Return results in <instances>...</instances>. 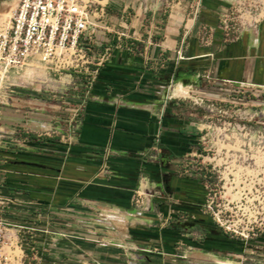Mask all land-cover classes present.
<instances>
[{
    "label": "crops",
    "instance_id": "crops-1",
    "mask_svg": "<svg viewBox=\"0 0 264 264\" xmlns=\"http://www.w3.org/2000/svg\"><path fill=\"white\" fill-rule=\"evenodd\" d=\"M160 1H111L114 25L103 28V35L112 42L87 57L86 85L78 84L76 94L81 102L77 117L69 119L63 135L54 122L46 128L62 135L61 150L46 133L33 141L15 140L16 147L0 146V218L16 232H34L35 264H88V216L107 210L160 243L172 226L178 228L177 240L192 236L194 225L207 226L199 208L208 185L195 151L209 127L203 129L195 119L199 103L209 87L264 88V20L229 37L219 21V3L207 1L197 15L187 19L177 12L163 25L156 22ZM100 9L104 15L101 4ZM171 91L187 94L188 101H177ZM6 119L1 130L9 129ZM15 127L22 135L42 128L28 121ZM33 218L50 224L49 229L24 226ZM57 225L67 237V250H59ZM207 228L199 233L203 240L210 235ZM41 238L49 248L45 256ZM144 255L138 256L141 264L153 257ZM97 258L106 264L137 256L103 253Z\"/></svg>",
    "mask_w": 264,
    "mask_h": 264
},
{
    "label": "rangeland",
    "instance_id": "rangeland-1",
    "mask_svg": "<svg viewBox=\"0 0 264 264\" xmlns=\"http://www.w3.org/2000/svg\"><path fill=\"white\" fill-rule=\"evenodd\" d=\"M18 1L0 0V34L8 27L6 22L11 18ZM111 1L95 0L92 5L93 11H98L100 4L103 5L104 15H95L93 18V24L99 28L95 27L88 33L85 42L90 48L86 54L88 59L101 53L104 47L102 43L112 42V38L103 35V32L107 33L103 28L111 29L114 25ZM207 1L210 4L219 3V21L223 28L226 27L229 37L237 35L242 27L253 26L264 20V0H161L156 22L164 25L168 19L170 21V15L177 12L186 14L189 19L197 15L201 4ZM107 16L111 19L107 20ZM102 37L107 41H102ZM94 66L91 63L89 71ZM86 77L83 70L70 69L54 73L33 62L19 75H11L4 90V98L0 99V127L6 124L3 123V117H6L9 128L0 129V146L9 142L16 147L15 140L46 133L53 143L56 142L55 149L61 150L62 133H67L69 119L72 118V122L75 120L81 103L76 98V94L81 92L78 84L86 85ZM173 94L177 101H188L187 94L171 91ZM201 97L200 111L195 119L201 122L203 129L209 128L201 132L202 142L195 154L196 165L208 185L206 200L199 208L206 218L207 226L194 225L192 236L184 240L175 239L178 228L172 226L171 235H165L168 241L160 243L159 238L152 240L146 233L135 231V227L118 212L107 210L89 215L85 247L90 255L88 264H104L97 258L98 254H122L123 257L124 252L137 256V259H117L106 264H133L135 261L141 264L138 256L142 254L153 256L149 260L151 264H264V88L214 86L213 90L210 87L206 89ZM5 108L12 115L11 118L9 114H1L6 112ZM16 116L20 118L16 119ZM27 121L31 126L40 124L43 130L31 127L22 135V131L15 126ZM53 122L62 135L57 131L54 135L48 132V126L53 127ZM25 223L24 226L33 229L44 225L43 228L48 230L50 226L34 218L25 219ZM58 227L55 228L62 240L59 250H67L63 247L67 237ZM204 227L210 231L206 240L199 237ZM18 231L16 233L24 252L23 264H35L32 249L35 245L34 232L22 228ZM135 232L136 237L133 238ZM41 239L44 242L41 252L45 256L49 248L45 239ZM156 241L160 243L157 246ZM76 246L78 244L73 245V251H78ZM157 253L167 255L159 256Z\"/></svg>",
    "mask_w": 264,
    "mask_h": 264
},
{
    "label": "built area",
    "instance_id": "built-area-1",
    "mask_svg": "<svg viewBox=\"0 0 264 264\" xmlns=\"http://www.w3.org/2000/svg\"><path fill=\"white\" fill-rule=\"evenodd\" d=\"M94 2L18 1L8 27L0 34V99L4 98L10 76L19 75L31 62L54 73L85 69V42L95 28L93 18L101 11L92 10ZM7 227L16 230L0 218V264H23L24 252L17 233Z\"/></svg>",
    "mask_w": 264,
    "mask_h": 264
},
{
    "label": "trees",
    "instance_id": "trees-1",
    "mask_svg": "<svg viewBox=\"0 0 264 264\" xmlns=\"http://www.w3.org/2000/svg\"><path fill=\"white\" fill-rule=\"evenodd\" d=\"M29 140L33 141L34 140V136H29Z\"/></svg>",
    "mask_w": 264,
    "mask_h": 264
},
{
    "label": "bare ground",
    "instance_id": "bare-ground-1",
    "mask_svg": "<svg viewBox=\"0 0 264 264\" xmlns=\"http://www.w3.org/2000/svg\"><path fill=\"white\" fill-rule=\"evenodd\" d=\"M8 19H10V17H9ZM6 24H7V25L9 24V20L6 22ZM6 28H7V27H6ZM6 28H5V29H6ZM180 90H181V89H180Z\"/></svg>",
    "mask_w": 264,
    "mask_h": 264
}]
</instances>
